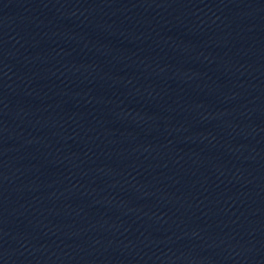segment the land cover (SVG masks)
<instances>
[{"label":"water","instance_id":"water-1","mask_svg":"<svg viewBox=\"0 0 264 264\" xmlns=\"http://www.w3.org/2000/svg\"><path fill=\"white\" fill-rule=\"evenodd\" d=\"M0 164L264 264V0H0Z\"/></svg>","mask_w":264,"mask_h":264}]
</instances>
